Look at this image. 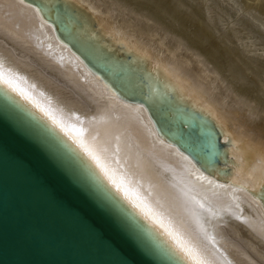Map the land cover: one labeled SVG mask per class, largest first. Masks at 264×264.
I'll return each mask as SVG.
<instances>
[{"label":"bare ground","instance_id":"bare-ground-1","mask_svg":"<svg viewBox=\"0 0 264 264\" xmlns=\"http://www.w3.org/2000/svg\"><path fill=\"white\" fill-rule=\"evenodd\" d=\"M77 1L104 33L164 68L172 79L164 88L211 112L239 142L229 147L237 162L232 181L204 173L161 138L142 105L111 91L21 0H0V71L62 117L69 136L82 139L134 200L170 222L199 264H264L260 201L246 190L233 193L234 202L215 186L264 182V0ZM197 169L215 184L198 180Z\"/></svg>","mask_w":264,"mask_h":264},{"label":"water","instance_id":"water-1","mask_svg":"<svg viewBox=\"0 0 264 264\" xmlns=\"http://www.w3.org/2000/svg\"><path fill=\"white\" fill-rule=\"evenodd\" d=\"M25 3L111 91L142 105L161 138L204 173L232 181L237 162L229 147L239 142L211 112L164 88L165 77L171 79L164 68L104 33L77 0ZM40 115L0 83V264H188L146 252L129 238L110 203L101 206L94 195L98 182L113 192L99 170L82 153L74 157L71 140ZM247 191L264 208V182Z\"/></svg>","mask_w":264,"mask_h":264},{"label":"snow or ice","instance_id":"snow-or-ice-1","mask_svg":"<svg viewBox=\"0 0 264 264\" xmlns=\"http://www.w3.org/2000/svg\"><path fill=\"white\" fill-rule=\"evenodd\" d=\"M25 0H21L24 3ZM39 11V9H37ZM0 83L8 86L12 91L20 95L24 100L31 103L33 107L41 114L39 119L45 121L51 125V128L59 130L64 136L68 137L78 153H73L76 157L79 153H82L91 164L99 170L101 177L111 187L113 192H109L103 185L97 183V192L94 193L98 203L101 206H105L106 202H109L111 207L109 211H115L118 213L117 219L121 223V227L127 233L130 239H132L139 247L144 249L146 252L152 253L154 251L159 252L161 255L168 256L169 258H177L187 261L188 264H199V254L185 243L180 238L179 234L174 232L169 222L165 226L163 217L159 213L152 211L151 206L143 204V202H137L129 195V190L122 188L121 183H117L112 176L109 174V170L100 162L98 157L92 154V152L84 145L82 139L73 140L68 133L67 126L63 122V118H58L54 110L46 108L39 103L32 101L31 97L24 92L23 89L18 88L13 84L12 79L7 74L0 71ZM107 87V85H105ZM114 95V93H113ZM77 119H79L77 117ZM51 128L48 129L51 133ZM79 134L82 136L83 130L81 129ZM62 143V142H61ZM185 160L188 157H184ZM87 165H85L86 167ZM194 167V166H193ZM199 173V170H196ZM264 172V169H262ZM94 175V174H92ZM198 180H205L208 184H215L214 181L202 173L197 175ZM217 188L226 189L225 195L232 197L233 201H238V197L232 195L235 192L246 191L248 189L247 184H240L237 181H233L232 185H215ZM115 193V195H114ZM119 197V199L117 198ZM121 200L123 203H121ZM201 208H204V204L196 201ZM127 205V207H125ZM236 207H239V203H236ZM207 212L212 214V209H205ZM141 221L143 223H141ZM230 264V262H229Z\"/></svg>","mask_w":264,"mask_h":264}]
</instances>
